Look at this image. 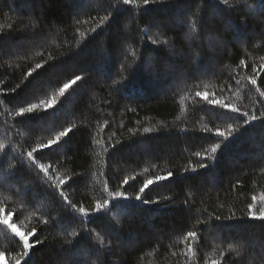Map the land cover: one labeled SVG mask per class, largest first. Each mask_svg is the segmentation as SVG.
Wrapping results in <instances>:
<instances>
[{"label":"trees","instance_id":"trees-1","mask_svg":"<svg viewBox=\"0 0 264 264\" xmlns=\"http://www.w3.org/2000/svg\"><path fill=\"white\" fill-rule=\"evenodd\" d=\"M106 14L110 21L93 32ZM240 60L249 67L238 68ZM37 63L42 67L28 76ZM261 63L264 0H0V144L19 155L75 125L58 154L38 157L55 176L71 177L68 198L91 209L111 200L105 185L133 197L91 222L81 223L79 214L73 222L42 174L27 164L10 173L5 163L0 203L15 201L10 210L17 212L23 205L24 230L35 227L43 240L29 264H264V221L248 217L252 196L264 194V121L223 142L215 129L235 121L195 97L207 91L242 111L260 109L243 77ZM237 72L240 86L230 79ZM75 75L83 79L49 113L15 115ZM216 142L215 159L199 168L195 153ZM191 166L197 171H184ZM168 172L173 176L143 194L159 203L134 199L145 179ZM85 227L90 239L70 235L87 236ZM188 231L198 239L186 241ZM13 247L10 230L0 226V251Z\"/></svg>","mask_w":264,"mask_h":264},{"label":"snow or ice","instance_id":"snow-or-ice-1","mask_svg":"<svg viewBox=\"0 0 264 264\" xmlns=\"http://www.w3.org/2000/svg\"><path fill=\"white\" fill-rule=\"evenodd\" d=\"M155 2V0H152ZM136 0H122L123 5H130L135 4ZM150 3V0H143V4L147 6ZM222 3L227 4L228 0H222ZM111 14H106L99 18L98 23H96L95 27L92 29L95 32L98 28H102L106 22L110 21ZM152 44L159 43L157 40H151ZM166 43V41H165ZM42 65L37 63L35 65V69H31L28 72V76H31L32 73L36 69H40ZM249 66L245 63L244 60H240L238 68H245L247 69ZM239 76V72L235 74V76L230 77V79H235L237 86H240L241 79L237 78ZM83 77L81 75H75L73 79H70L67 83H64L61 87H59L58 92L52 95L48 99L39 100V102H31L27 103L26 106L19 107L18 111H16L15 115L17 117H31L33 115L39 116L40 112L43 111L44 113H49V110L54 109V107L58 104L61 98L65 97L66 93L70 89L72 85H75L78 81H81ZM245 85L249 88V90L254 89L255 93L259 98V103L262 105L260 109L255 108L254 110L249 112L248 110H241L235 104L228 103L224 99H217L215 96L209 98V93L207 91H196L195 97L199 98L200 100L206 101L208 105L218 107L222 110V115H225L228 119H232L235 123L227 124L224 130H220L219 128L215 129L214 135L216 137L222 138L223 142L228 141L230 138H233L235 133H238L240 129L246 125L251 124L255 121H264V63L256 67L251 68V74L246 75L243 77ZM259 81V83H258ZM19 88V85H17ZM230 90V86H229ZM13 92L16 89H12ZM259 111V114H257ZM26 119H21L18 121L21 124L27 125L25 122ZM55 124L51 125L48 131H52L55 129ZM75 125L71 127H62L61 130L54 131L52 135L48 138L46 143H38L35 147H31L29 150L24 152L23 150L20 151L19 155H14L13 153L15 150L6 149L4 144H0V152L3 154L0 155V172L4 171V164H8V170L10 173L18 170L19 168H23L25 164L29 166L32 172L35 173L37 178H40L41 174L44 178L45 187L46 189L51 190L53 198L59 197L60 201H62V210L65 211L67 216H70L72 221L75 222L77 220V216L75 214H79L80 222L87 223L91 222V219L96 214L100 213L103 214L102 210H111L112 208L119 207L122 202L129 201L133 199L130 197L125 191H109L107 185L104 187V191L107 192V195L111 197L109 199L97 200L94 206L89 209L83 203L77 205L73 203L68 196L65 194L64 187L67 185L68 181L71 180V177H57L55 176L51 163H44L41 162L38 157H44L49 154L50 150L55 149L56 154H58L59 148L63 147L64 142L66 141L65 138L69 136V133L72 132ZM151 129L144 128V132H150ZM203 131L209 132L212 129L205 128ZM59 146V147H57ZM222 143L216 142L213 143L210 149L205 150L204 153L196 152L195 156L201 157L200 161L198 162V167L203 169L207 168L208 164L205 163L206 160H214L216 154L221 149ZM48 150V151H45ZM52 153L51 156L54 154ZM35 154V155H34ZM11 156L12 159H8ZM185 172L197 171V166L185 167ZM173 176L172 172H168L166 175H157L151 177L149 179H145L142 185L139 187L138 192L135 194L134 199L136 201H141L143 204H155L159 203L157 200L152 199H142L145 190L149 187V185L158 183L160 181L168 180L170 177ZM123 184H128V178L126 177L123 181ZM11 191V189H9ZM12 195L15 196L17 193L12 192ZM164 199H167L165 197ZM252 203L248 204V217L253 220H261L264 221V194L259 196L253 195L252 196ZM6 201L9 200L8 197L5 198ZM29 205L31 201H28ZM15 204V201H11L10 203H0V226L6 227V229L10 230L12 239L15 241V247L10 249L9 252L0 251V261H3L7 256L9 264H29L31 259V252L37 246L43 243L37 236V229L32 227L31 229L24 230L23 222L21 221V216H23L24 211L27 209L21 205V210L19 212L10 210L12 206ZM127 207L125 205L123 208V212L127 214ZM87 218V219H85ZM232 217H228L231 219ZM49 217H46L43 220L44 224H48ZM216 219H220L219 216ZM19 222V223H18ZM62 222V221H61ZM114 227V226H113ZM83 233L88 234L87 236L82 235L81 232H71L70 235L72 237H80L81 240L90 239L91 230L88 228L82 229ZM110 235V233H109ZM192 240L195 241L198 239L196 231H188L185 236V240ZM69 244L72 241H68ZM14 252L15 254L12 255L10 253ZM187 253L194 256L195 252L191 245H188ZM211 264H217V261L213 260Z\"/></svg>","mask_w":264,"mask_h":264},{"label":"rangeland","instance_id":"rangeland-1","mask_svg":"<svg viewBox=\"0 0 264 264\" xmlns=\"http://www.w3.org/2000/svg\"><path fill=\"white\" fill-rule=\"evenodd\" d=\"M0 264H9V263L7 262L6 257H5V259H4L3 261H0Z\"/></svg>","mask_w":264,"mask_h":264}]
</instances>
